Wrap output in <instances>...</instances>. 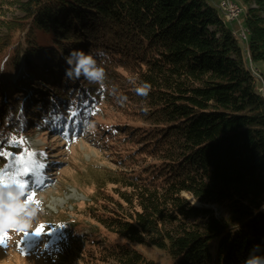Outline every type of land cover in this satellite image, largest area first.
Masks as SVG:
<instances>
[{"label":"trees","instance_id":"obj_1","mask_svg":"<svg viewBox=\"0 0 264 264\" xmlns=\"http://www.w3.org/2000/svg\"><path fill=\"white\" fill-rule=\"evenodd\" d=\"M243 2L260 76L216 1L0 0V165L19 134L64 122L93 95L126 96L139 125L143 163L95 182L94 200L106 185L117 198L89 212L119 240L103 237L92 264H159L136 245L164 253V264H244L253 245L264 251V0ZM14 4L25 16L8 20ZM73 49L107 54L97 57L103 87L65 76ZM20 67L19 84L40 97L29 112L8 79ZM143 81L147 97L135 92Z\"/></svg>","mask_w":264,"mask_h":264},{"label":"rangeland","instance_id":"obj_2","mask_svg":"<svg viewBox=\"0 0 264 264\" xmlns=\"http://www.w3.org/2000/svg\"><path fill=\"white\" fill-rule=\"evenodd\" d=\"M215 1L243 45L250 69L260 76L248 53V29L244 16L249 3L243 0H211ZM255 5L250 2L251 7ZM230 7L237 11L236 16L227 15ZM12 8V11H7L6 19L24 17L18 4ZM28 28L29 25L20 34L23 47ZM1 32L6 31L2 29ZM21 68L18 73L10 74L8 79L15 83L17 90L27 93L26 110L29 112L40 102V97L19 84L23 73ZM27 74L31 79L32 73ZM261 89L264 93V87ZM101 97L93 95L86 103V110L84 107L78 112L76 107L68 110L73 114H66L64 122L52 120L49 126L27 128L15 139L17 150L5 153L7 161L0 165V180L4 184L12 183L13 174L21 167L20 158L23 157L31 169L28 177L24 178L29 185L27 192L34 193L31 202L39 211L31 225L10 228L6 237L0 233V264H92L103 237L110 241L119 240L100 225L89 210L99 206L104 195L113 196V200L117 198L110 190L111 185H106L102 198L93 199L95 182L102 172L126 173L135 171L136 164L143 163L138 157L141 135L137 134L139 125L130 121L132 118L124 103L111 94ZM54 124L56 126L51 127ZM184 195L193 201L190 195ZM107 206L109 209L112 207ZM37 228L41 229L40 233L36 232ZM72 238L76 241L70 242ZM136 247L159 264L168 261L159 250L142 245Z\"/></svg>","mask_w":264,"mask_h":264},{"label":"clouds","instance_id":"obj_3","mask_svg":"<svg viewBox=\"0 0 264 264\" xmlns=\"http://www.w3.org/2000/svg\"><path fill=\"white\" fill-rule=\"evenodd\" d=\"M102 50L73 49L65 57L68 67L65 70V76L70 80H78L83 77L89 83L99 84L103 87L106 78L104 60L98 61V56H106ZM4 68L0 65V70ZM135 84V81H133ZM151 84L143 81L135 87V92L141 97H147ZM126 96L120 98L123 103ZM39 209L29 200L26 195L13 183L7 186L0 185V232L8 231L10 228L24 227L31 225L37 217ZM11 218V219H9ZM244 264H264V251H261L260 245H253L246 257Z\"/></svg>","mask_w":264,"mask_h":264},{"label":"snow or ice","instance_id":"obj_4","mask_svg":"<svg viewBox=\"0 0 264 264\" xmlns=\"http://www.w3.org/2000/svg\"><path fill=\"white\" fill-rule=\"evenodd\" d=\"M20 160H21V167L17 169L16 173L13 174L12 183L15 184L26 195L27 200L31 201L34 197V193L29 194L27 192L29 185H28V181L24 179L25 177H28V174L31 171V169L28 161H25L23 157H21ZM0 184L7 186V184H4L2 180H0ZM36 232L40 233L41 229L37 228ZM0 233H2L4 237L7 236V231H2Z\"/></svg>","mask_w":264,"mask_h":264},{"label":"built area","instance_id":"obj_5","mask_svg":"<svg viewBox=\"0 0 264 264\" xmlns=\"http://www.w3.org/2000/svg\"><path fill=\"white\" fill-rule=\"evenodd\" d=\"M227 14H230V16H236L237 12L233 8L230 7V10L227 12Z\"/></svg>","mask_w":264,"mask_h":264},{"label":"water","instance_id":"obj_6","mask_svg":"<svg viewBox=\"0 0 264 264\" xmlns=\"http://www.w3.org/2000/svg\"><path fill=\"white\" fill-rule=\"evenodd\" d=\"M21 9V8H20ZM21 11L24 13V11L21 9ZM24 16H25V13H24Z\"/></svg>","mask_w":264,"mask_h":264},{"label":"bare ground","instance_id":"obj_7","mask_svg":"<svg viewBox=\"0 0 264 264\" xmlns=\"http://www.w3.org/2000/svg\"><path fill=\"white\" fill-rule=\"evenodd\" d=\"M237 12V11H236ZM228 16H230V14H227Z\"/></svg>","mask_w":264,"mask_h":264}]
</instances>
